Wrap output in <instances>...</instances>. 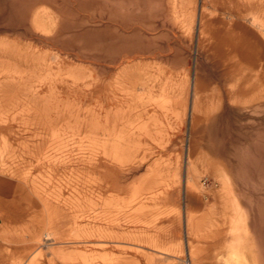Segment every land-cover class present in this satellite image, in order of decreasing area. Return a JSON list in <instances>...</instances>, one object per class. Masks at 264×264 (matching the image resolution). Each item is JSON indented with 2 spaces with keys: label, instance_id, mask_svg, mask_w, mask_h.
<instances>
[{
  "label": "rangeland",
  "instance_id": "1",
  "mask_svg": "<svg viewBox=\"0 0 264 264\" xmlns=\"http://www.w3.org/2000/svg\"><path fill=\"white\" fill-rule=\"evenodd\" d=\"M263 161L264 0H0V264H236Z\"/></svg>",
  "mask_w": 264,
  "mask_h": 264
},
{
  "label": "bare ground",
  "instance_id": "2",
  "mask_svg": "<svg viewBox=\"0 0 264 264\" xmlns=\"http://www.w3.org/2000/svg\"><path fill=\"white\" fill-rule=\"evenodd\" d=\"M262 198L264 200V197ZM257 208H258V214H259V221H257L259 225V229L257 231L258 233L255 238L251 237L250 233H248L247 226L249 225V223L245 224L244 222V220H246V218L244 217L246 212L244 213V211L241 209L238 210L236 214L237 217L235 220L236 222L234 226L235 229L233 228V226L232 228L230 227L231 228L230 238H228L229 239L228 243H230V246L235 247V250L236 248L239 249L240 256L239 258L237 256L235 258V259L238 258L237 259L239 261V262L237 261L238 264L239 263L249 264V262L247 261L248 260L247 257L250 258L252 264H264V203L261 206H258ZM244 231L246 232L244 233Z\"/></svg>",
  "mask_w": 264,
  "mask_h": 264
},
{
  "label": "crops",
  "instance_id": "3",
  "mask_svg": "<svg viewBox=\"0 0 264 264\" xmlns=\"http://www.w3.org/2000/svg\"><path fill=\"white\" fill-rule=\"evenodd\" d=\"M186 245V247L188 246L187 244H185Z\"/></svg>",
  "mask_w": 264,
  "mask_h": 264
}]
</instances>
